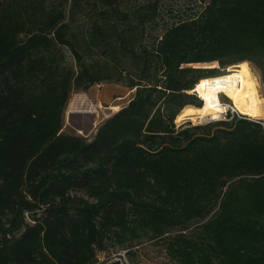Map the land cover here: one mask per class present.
Segmentation results:
<instances>
[{"label": "trees", "instance_id": "obj_1", "mask_svg": "<svg viewBox=\"0 0 264 264\" xmlns=\"http://www.w3.org/2000/svg\"><path fill=\"white\" fill-rule=\"evenodd\" d=\"M161 26L151 0H0V264H95L161 240L179 264H264V121L183 126L200 81L261 73L264 0H197ZM134 93L88 140L75 91ZM162 242V243H163Z\"/></svg>", "mask_w": 264, "mask_h": 264}, {"label": "rangeland", "instance_id": "obj_2", "mask_svg": "<svg viewBox=\"0 0 264 264\" xmlns=\"http://www.w3.org/2000/svg\"><path fill=\"white\" fill-rule=\"evenodd\" d=\"M149 1L151 0H138V3L141 4ZM154 1L158 2V21L161 26L171 25L180 19L190 18L201 6L197 0ZM247 64L250 65L249 63ZM250 66L261 84L260 94L264 98L261 73L254 65ZM192 67L206 70L218 69L219 75L221 76L229 73V68H220L218 64H200L193 65ZM133 93L125 84L109 81L92 86L87 90L75 91L70 98L65 112L63 131L67 134L80 135L91 140L101 124L115 114L112 108L120 107L121 109L126 106ZM221 99L223 104L232 105L231 101L225 95H221ZM229 115L231 116L230 113L227 114V119ZM240 116L242 119L260 121L243 114H240ZM232 118L239 119L237 116H232ZM208 121L210 122L193 123L192 126L206 125L207 123L225 120L220 118L219 120ZM162 242L161 240H145L140 245L129 250L112 247L106 253L99 254L98 261L95 264H179L168 256L164 242Z\"/></svg>", "mask_w": 264, "mask_h": 264}, {"label": "bare ground", "instance_id": "obj_3", "mask_svg": "<svg viewBox=\"0 0 264 264\" xmlns=\"http://www.w3.org/2000/svg\"><path fill=\"white\" fill-rule=\"evenodd\" d=\"M227 75L208 78L200 81L191 94L196 93L203 102V108L186 107L177 117L178 123L186 120L194 124L208 120H219L228 111L221 95H225L230 101L232 108L254 120L264 118V98L260 94V82L251 66L242 63L229 67ZM117 112L120 107H113ZM205 123V122H204Z\"/></svg>", "mask_w": 264, "mask_h": 264}, {"label": "built area", "instance_id": "obj_4", "mask_svg": "<svg viewBox=\"0 0 264 264\" xmlns=\"http://www.w3.org/2000/svg\"><path fill=\"white\" fill-rule=\"evenodd\" d=\"M225 106H226V104H224ZM228 106V105H227ZM231 114V117L232 116H237L239 119H242L241 118V116H240V114L237 112V111H235L233 108H232V106H228V111L225 113V115H224V117L222 118V120H227V114ZM233 119V118H232ZM206 122H210V121H206Z\"/></svg>", "mask_w": 264, "mask_h": 264}, {"label": "water", "instance_id": "obj_5", "mask_svg": "<svg viewBox=\"0 0 264 264\" xmlns=\"http://www.w3.org/2000/svg\"><path fill=\"white\" fill-rule=\"evenodd\" d=\"M264 119H262V120H260V121H263ZM176 124H177V126H178V128H181V127H183V126H192L193 125V122L192 121H190V120H186L185 122H183V123H178L177 121H176Z\"/></svg>", "mask_w": 264, "mask_h": 264}, {"label": "crops", "instance_id": "obj_6", "mask_svg": "<svg viewBox=\"0 0 264 264\" xmlns=\"http://www.w3.org/2000/svg\"><path fill=\"white\" fill-rule=\"evenodd\" d=\"M118 111H119V110H118ZM118 111H117V112H118ZM115 113H116V112H115Z\"/></svg>", "mask_w": 264, "mask_h": 264}]
</instances>
